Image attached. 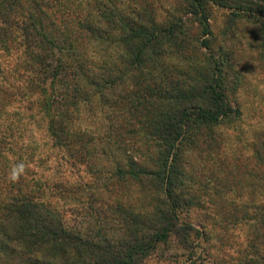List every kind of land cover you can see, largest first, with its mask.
Wrapping results in <instances>:
<instances>
[{
	"label": "trees",
	"instance_id": "obj_1",
	"mask_svg": "<svg viewBox=\"0 0 264 264\" xmlns=\"http://www.w3.org/2000/svg\"><path fill=\"white\" fill-rule=\"evenodd\" d=\"M241 23L264 72V0H0V264H147L174 242L202 264V242L230 247L244 224V254L226 264H264V198L229 197L247 174L264 185V128L251 155L228 154L221 131L242 117L227 45ZM27 119L80 183L39 175L50 157L25 150Z\"/></svg>",
	"mask_w": 264,
	"mask_h": 264
},
{
	"label": "rangeland",
	"instance_id": "obj_2",
	"mask_svg": "<svg viewBox=\"0 0 264 264\" xmlns=\"http://www.w3.org/2000/svg\"><path fill=\"white\" fill-rule=\"evenodd\" d=\"M214 18L211 22V25L214 28V32L217 35V31L223 27V17L227 13L223 11H214ZM254 26L250 24L241 23L238 25V31H235L232 35L230 42L227 44L230 48L234 50L235 59L239 61V67L235 70L238 75L241 76L239 81L237 82V86L235 87V91L230 94V99L232 101H236L239 104V108L242 111L241 121L233 126H223L221 127V131L224 134V137H227L225 150L230 155L235 154H246L251 155L252 145H253V136L258 133L260 130L264 128V72L261 70V65L258 61L250 57V47L254 42L253 36H251L250 29H253ZM219 48L223 47V43L219 42L217 45ZM252 59L251 61H248ZM102 118V117H101ZM33 121L31 119H27L24 128L23 135L24 141L26 144V149L29 150L33 144L39 145L38 152H42L46 157H50L47 165L39 172V175H43L48 179L57 178L58 175L66 178V181L70 186L77 185L81 182L80 175H71L69 174V170L67 165L63 164L60 161L59 156L56 157L57 152H52L48 147H42L45 142L46 136L42 129V124H31ZM34 123V122H33ZM43 123V122H42ZM99 127L101 125V130L103 133L107 132V122L99 121ZM85 128L88 127L91 131H95L96 124L94 120H86L83 119L81 123L79 122L77 126ZM42 145V146H41ZM101 148V147H100ZM202 159V156H201ZM109 161L108 165L105 167L107 169H112V160L109 158L103 157V161ZM197 165L206 169L212 168V162H205L198 160ZM244 167H242L243 169ZM255 170H259L257 167ZM57 176V177H56ZM199 183V182H198ZM198 183H194V181L189 182L192 191H196L198 187ZM58 193V192H57ZM209 193H212V188L209 190ZM229 197L236 201L246 202L249 199L255 198L256 200H261L264 198V185L259 183V172L256 175L252 176V174H247L245 176V185L241 189H234L229 193ZM58 205H60V209L67 208L69 203L77 204V199H73L71 201L61 200ZM75 201V202H74ZM74 207V206H73ZM68 209V208H67ZM192 219H195L194 217ZM81 224H94L95 219L90 217L86 220L84 217H80L77 219ZM106 227L113 226V221L103 220L102 221ZM251 225L244 224L242 227H238L234 229V240L231 239L232 246L229 245L222 246L217 242L216 239H212L208 244L202 242V247L210 250L211 249V260L207 259L202 264H214V258L219 260L222 264L225 261L230 262L232 260H238L245 251L246 245V235L250 232ZM113 237H120V232L115 230L113 232ZM185 251L177 244L171 243L169 248L160 250L155 256H152L148 259L147 264H188V259L183 257ZM222 260V261H220ZM216 264V263H215Z\"/></svg>",
	"mask_w": 264,
	"mask_h": 264
},
{
	"label": "clouds",
	"instance_id": "obj_3",
	"mask_svg": "<svg viewBox=\"0 0 264 264\" xmlns=\"http://www.w3.org/2000/svg\"><path fill=\"white\" fill-rule=\"evenodd\" d=\"M25 165L21 163L14 164L9 171V179L13 182L18 181L25 174Z\"/></svg>",
	"mask_w": 264,
	"mask_h": 264
}]
</instances>
